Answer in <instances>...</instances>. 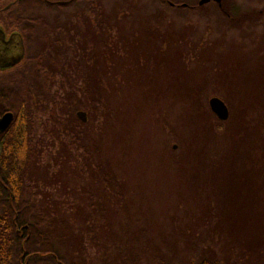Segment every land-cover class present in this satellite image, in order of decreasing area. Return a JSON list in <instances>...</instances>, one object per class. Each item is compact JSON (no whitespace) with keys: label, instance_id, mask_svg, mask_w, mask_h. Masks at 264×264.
I'll return each instance as SVG.
<instances>
[{"label":"rangeland","instance_id":"rangeland-1","mask_svg":"<svg viewBox=\"0 0 264 264\" xmlns=\"http://www.w3.org/2000/svg\"><path fill=\"white\" fill-rule=\"evenodd\" d=\"M92 1L111 20L122 3V0ZM178 1L198 4L199 0ZM133 2L138 4L143 15H147L134 21L141 31L139 40L149 47L150 50L146 51L152 55L148 68L142 62L141 71L133 70L130 64H126L129 62L125 59L126 51L113 48L109 59L105 50L92 43L87 45L88 52L91 54L92 49L101 63L99 80L103 95V104L96 111V119L84 129L86 143L94 156L90 163L91 167L98 163L106 169L110 166L118 183H122L121 202H117L114 192L106 184L95 182L82 173L84 161L81 151L76 154L67 148L71 134H66L65 130L71 126L72 110L68 107L66 94L78 85L73 71L80 68L78 65L83 54L80 45L84 39H80L75 29L76 23L71 17L73 9L60 8L34 13L44 17L48 23L70 31L74 43H56V33L38 28L36 39L27 48L30 52L39 50L45 59L51 61L50 70L54 77L46 82L48 100L42 102L43 111L37 107L35 112L31 111L34 135L30 165L25 176L29 197L34 196L38 208L46 206L51 215L66 223L60 228L67 229V225L74 237H82L85 264H104L105 261L118 264L117 247L130 243L136 248L134 250L139 251V244L133 242V237L140 239L141 247L145 245L146 238L152 247H160L165 252L166 264H187L192 252L198 253L202 249H207L205 257L210 259L218 258L215 253L220 251L224 253L227 264L235 261L253 264L257 258H264V255L257 257L255 254L264 250V242L261 248L255 245L258 238L264 240V182L259 183V179L251 177L250 167L254 163H247L243 170V164L236 157L235 165L241 167L243 180L247 183L249 179L252 181V185L241 186L240 195L244 194L245 201L254 199L255 194L258 198L249 205L251 209L243 208L244 217L239 221L235 218L228 219L227 223L221 221L216 228V222L201 223L203 219L200 216L209 200L220 201L227 196L231 198L230 202L234 192L228 187L237 188L229 184V179L234 180V173L236 175L239 171L235 167L219 170L217 177L210 178L212 167L209 169L207 166L211 156L227 155L228 160H233L242 145L238 144L245 141L253 145L255 140L249 136H258L259 127L264 128L261 121L264 119V78L250 79L258 53L264 51V0H221L220 5L210 0L211 3L200 6L202 9L196 11L171 10L156 0ZM87 6L82 1L77 8L88 18L86 25L94 30L98 39L96 19L84 10ZM222 6L232 14L233 9L238 11L239 17L234 20L225 18ZM147 17L150 29L157 31L153 34L155 41L149 43L145 42L147 26L143 21ZM151 21L160 26H151ZM114 37L111 33L107 44H112ZM160 37L169 44L165 40L161 43ZM179 39H182L181 43ZM129 58L134 60L131 56ZM164 74H169V77L164 78ZM160 83V90L151 93L150 84ZM249 88L252 89L250 93L247 92ZM258 88L262 90L258 91ZM218 96H224L236 110L232 118L226 105L228 122L213 133L210 125L198 127L194 117L195 113L205 116L206 111L198 107L204 100L211 112L208 101ZM77 97H80L79 93ZM246 103L250 110L244 108ZM256 108L262 111L261 119L257 118ZM80 111L86 114V123L87 112ZM204 122L206 125L210 123ZM191 146L202 157L201 164L207 167L202 177L191 173L193 160L185 157ZM249 151L250 156L259 158L257 167L263 165L264 150ZM252 188L255 189L251 193ZM229 192H232L231 196ZM236 222L244 224L240 227ZM246 234L249 239H255L251 244L243 241ZM70 242L69 246H72ZM76 247L75 250L68 249L73 258L79 256ZM168 248L170 254L166 253ZM77 263H81L80 260ZM140 264L153 262L141 261Z\"/></svg>","mask_w":264,"mask_h":264},{"label":"trees","instance_id":"trees-1","mask_svg":"<svg viewBox=\"0 0 264 264\" xmlns=\"http://www.w3.org/2000/svg\"><path fill=\"white\" fill-rule=\"evenodd\" d=\"M82 1H85V3L88 4L86 9L84 10L88 12L90 17H95L96 19L95 27L97 30L96 33H98L99 36L98 39H96L94 30L91 29V27L89 29L88 25H86L88 18H86L84 13L80 12L77 8L78 4ZM133 1L134 0H122V3L113 14L112 20L111 18H107L100 9H97L92 0H76L74 3L67 6L48 5L45 4L43 0H21L15 6L8 9L7 12L4 11L1 13V16L9 17V20L4 22L6 26L9 25L10 27L8 26V28H13L16 32L21 34L27 45L26 54L22 64L18 66L17 70L13 74L5 78L7 80H10V82L12 83L9 84L7 88L0 87V105L2 109H7L14 114L15 121L12 127L16 128L17 130L15 148H6L7 150H4L5 154L3 155H6L5 157L7 161L5 160L4 163H0V176L12 179L8 181V186H10L13 194L12 198L9 200L0 197V264H18V259L24 252L26 253V255L29 253H34L31 261L26 262V264H78L77 262H79V260L81 262L79 264H85V259L83 258L85 249L83 247L82 237H74V235L72 234L73 232L68 228L67 225V229L60 228V226H64L63 224L66 223L62 222L61 219L51 215L46 206L42 207L41 209L38 208L34 203V196L29 197L30 190H27V187L25 185V176L28 173V168L30 165V154L32 151L30 148L33 144L32 137L34 135V124L31 120V111L35 112V107H37L38 110L41 111L42 109L43 111L42 102L48 100L47 98L49 88L48 86L46 88V82L47 80L50 81L54 78L50 70V65L52 64L51 61L49 59H45L41 55V52L39 50L30 52L27 50V48L29 46V43H32L36 39L38 28L49 29L51 32L56 33V43H74V38L72 42L70 31H68L67 29H63L62 27H58L57 24L48 23V21H46L44 17H41L34 12L43 10L54 11L59 8L66 10L73 9V14L71 17L75 20V29L79 33L80 39H84V42L80 45L81 52L83 53L78 65L80 66V68H77L75 71H73V74L75 73L78 85L76 86V88H71V90L66 94L68 107L70 106L72 110L70 117L72 119V123L70 124L71 126L69 129L67 128L68 130H65L66 134H71L69 142H67V148L72 149L76 154L80 150V154L82 155L84 161V165L81 168L82 173L90 176L95 180V182L98 181L106 184L114 192V197L116 198L117 202H121L120 184L122 183H118L119 180L117 179L110 166L108 165L109 168L107 167L108 169H106L102 164L98 163L95 164L94 167H91L90 163L94 161V156L91 155V151H89V145L88 143H86L87 133L84 129L94 119H96V111L103 104V95L101 92L102 88L99 80L100 74L102 72L100 67L101 63H99V61L96 59L95 53L92 49L90 52H92L94 56H92V53L90 54L88 52L87 45L88 43H92L93 45H97L98 49L105 50V52L109 53V59H111L110 55L113 52V48H115L117 51H126L127 56L125 59L127 61L129 59V62L126 64H130L133 70L141 71L140 67H143V65H141L142 62L146 63L145 68H148L149 63L152 62V55H150L146 51L150 50L148 49L149 47L147 48L146 45L141 43V41L139 40L138 35L141 31L136 27V22L134 21L140 20L147 15H143L141 9L137 6L138 4H135ZM156 1L157 3H159V5H164L171 10L196 11L202 9L200 6H198L197 2L191 4L185 1L180 2L178 0ZM170 4H173V6H171ZM181 4H186L187 7H179L178 5ZM220 8L221 11H224H222L223 14H225L224 17L229 20H234L239 17L238 11L234 9L232 14V12L226 11L223 6ZM148 17L143 20L147 26V29L145 30L146 40L144 39V35L143 39L145 40V42L147 41V43H149L150 41H155V38H153V34L157 32L152 27L151 31L149 27L150 21L148 23ZM154 25L156 27L157 25L160 26V24L153 23L151 21V26ZM78 29H80V31H78ZM111 33L115 35V40L114 42H112V44L109 45L107 44V42L110 39ZM125 33H127V37H125ZM40 38L44 39V36H41ZM160 38L161 43H163L165 39H163L162 37ZM177 40L178 39H176V41ZM165 41L166 44H169V41ZM181 41L182 39H179L180 43ZM159 42L157 43V45L159 44ZM157 50L159 51V48H157ZM128 54L134 60L131 61V58H129L130 56H128ZM258 54L259 58H257V60L255 61L257 63L255 64V69L250 78L253 81L264 78V51H262L261 54L260 52ZM167 60L168 58H166V62ZM126 64L123 65V67L126 66ZM119 73H122V71H119ZM141 73H143V71ZM163 76L164 78L169 77V74H164ZM180 82L183 83V81ZM160 86L161 83L158 85L150 84L149 90L151 93L155 94L156 92H158V90H160ZM250 89L251 88H249L247 92L250 93ZM254 90H256V87H254ZM257 90L261 91L262 89L258 88ZM78 93L80 97H77ZM218 97H220V99L224 101L225 104L229 107L230 117L233 118L235 114L234 111L236 109H233V106L224 96ZM33 100L35 103L33 102ZM33 103L37 104L38 106H34ZM199 105L198 107H201L203 111L206 112L204 113L205 116H202L201 114L197 115L195 113L194 123L198 127L210 125L212 127L210 130H212V132L214 133L216 132L215 130H220L223 125L228 122L220 121L215 118V116L209 111L206 100H204L201 104L199 103ZM258 107L261 106L258 105ZM244 108L250 110V105L246 103L244 105ZM80 110L87 112L88 121L86 123L81 122L80 120H78L77 116H75L76 111ZM256 111L259 115L257 116V118L259 117L261 119L262 117L260 116V114L262 113V111L258 109ZM206 117H210V119L208 120ZM53 118L55 120V123H58L56 117ZM204 120H207L210 123L206 125ZM261 121L264 122V119H262ZM258 132L260 133H258V136H256L257 138L254 135L249 136L250 138L255 140V143L253 145H248L245 141H242L238 144L239 146L240 144L242 145L238 148L237 155H235L233 160H228L227 155L225 157L217 154L211 156L212 160L211 162H208L207 166L208 168L212 167L211 172H209L210 178L212 177L213 180L215 177H217L219 170L225 171L228 170V168L235 167L239 171L236 173V175L234 173V180L233 178H230L231 180L229 179V184H233L237 188L234 189L232 186L228 187V189H230L231 187L233 190L232 192H234L233 199L230 202H228V200H230L231 198H228L226 196L223 198V200H209L206 204H204L203 209L205 210H203L200 216L202 217L201 220L203 219L201 223L216 222L214 226L217 228L220 226L219 224L221 223V221H225V223H227L228 221H230L228 219L233 218L239 221L240 218L244 217V212L242 211L243 208L251 209V206L249 205L253 202L255 203V201L258 200V198H256L257 194H255L254 199L252 198L250 200L248 198V200L250 201H245L244 194L240 195L239 189H241V186L244 185L247 187V185L251 184L252 181H250L249 179L250 182H245L243 180V174H240L241 167H236L235 165L236 157L239 158L238 160H240V164H243V170H245L247 163H254V165H251L250 167L252 175L251 177L255 180L259 179V183L264 182V163L263 165L257 167L256 161L259 158H253L252 156H250L251 151H249L250 149H256L259 151L264 150V128L259 127ZM226 134H228V130L225 132V135ZM176 143L181 145L179 141H176ZM209 153H211V151H209ZM217 156H220L221 158H217ZM185 157L189 158V160H193V169L191 173L193 172V174L197 177H202L205 175L207 167L205 168L201 164L202 157L200 156L199 152H196L195 149L191 146L187 150V156ZM238 178L240 179V181L238 180ZM254 189L252 188L250 192L252 193ZM227 192L228 191L226 190V193ZM232 192H229V196H231ZM251 193H249V195ZM258 210L261 209L258 207ZM217 213H219L220 215H218ZM221 215L225 216L226 218L221 219ZM88 217L91 218L90 216ZM238 224L240 227H242L244 223L242 224L241 222H239ZM4 225H7L9 229L5 231ZM14 226H16L17 228L29 226V239L25 242H22L14 233ZM59 231L62 232L59 233ZM257 236L258 235H256V237ZM251 240L255 239H249V235L247 236L246 234V237L243 241L247 242V244H251ZM70 241L72 242V246H69ZM139 241L140 239L138 237H133V242L137 245L139 244V251L134 250L136 248L131 246L130 243L129 245L125 243L123 247L116 248L118 264H140L141 261L146 263L153 262V264H166L165 252H163L160 247H156L157 249L155 247H152L149 244L147 238L145 239V245L141 247ZM263 242L264 240H261L260 238H258V241L255 240L256 247L261 248ZM75 246L79 247H76V249H78L79 251V256L77 257L79 260H77L76 257L73 258L72 254H69V250H75ZM248 248L247 250L250 249ZM167 250L168 251L166 253L170 254L169 248ZM205 250H199L198 253L192 252L193 254L190 256V261L187 264H227L224 253L221 254V252L218 251L215 253L217 254L215 257L218 258L210 259L208 257H205V254H207ZM251 250L253 249H250L249 251ZM263 252L264 250L255 254L257 257H261L264 255ZM70 257L73 259L71 260ZM257 259L258 260H256V262L253 264H264V261H262L264 258ZM104 264L109 263L108 261H105ZM232 264L240 263L235 261ZM241 264L250 263L241 262Z\"/></svg>","mask_w":264,"mask_h":264},{"label":"flooded vegetation","instance_id":"flooded-vegetation-1","mask_svg":"<svg viewBox=\"0 0 264 264\" xmlns=\"http://www.w3.org/2000/svg\"><path fill=\"white\" fill-rule=\"evenodd\" d=\"M21 0H0V87L7 88L10 82V80H7L9 75L13 74L18 66L22 64L24 58H22L19 62L15 63V52H17L18 46H20L23 53V56L25 57L26 52V44L18 32H16L13 28H8L5 21L9 20V17L1 16L2 12H7L8 9L15 6L17 3H19ZM45 4L48 5H55L56 1L54 0H43ZM69 1V0H65ZM76 0H73L69 5L74 3ZM58 2V1H57ZM10 27V26H9ZM6 113H12L8 111L7 109H2L0 105V118L6 114ZM13 114V113H12ZM14 116V114H13ZM15 116L13 119V122L11 125L4 131L0 132V163H4L6 160V155L4 153V150H7L6 148L12 147L15 148L16 143V128H13L12 125L14 124ZM7 161V160H6ZM12 180L11 178H5L0 176V197L5 198L7 200L11 199L13 194L11 191L10 186H8V181ZM13 212V211H12ZM5 231L9 229V227L4 225ZM26 229V231H25ZM14 233L18 236V238L25 242L30 237V229L29 226L17 228L14 226ZM26 237V238H25ZM34 253H29L26 255V253H22V255L18 259V264H26V262L31 261L33 258ZM30 264V263H29Z\"/></svg>","mask_w":264,"mask_h":264},{"label":"water","instance_id":"water-1","mask_svg":"<svg viewBox=\"0 0 264 264\" xmlns=\"http://www.w3.org/2000/svg\"><path fill=\"white\" fill-rule=\"evenodd\" d=\"M73 0H69V1H58L55 3V5H59V6H67L69 5ZM215 3H218L220 5L221 0H213ZM210 0H199L198 1V6H202L205 5L207 3H209ZM171 6H173V4H170ZM179 7H186V4H182L179 5ZM17 52H15V63L19 62L22 58H24L23 56V52L19 49L20 46H18L17 48ZM23 60V59H22ZM208 105L209 108L211 110V112L216 116V118L220 121H226L229 117V110L226 106V104L219 99L218 97H212L209 99L208 101ZM77 118L81 121V122H85L86 121V114L82 111H79L76 113ZM14 116L12 113H6L4 114L1 118H0V132H4L13 122ZM174 149L176 148L175 146L173 147Z\"/></svg>","mask_w":264,"mask_h":264}]
</instances>
